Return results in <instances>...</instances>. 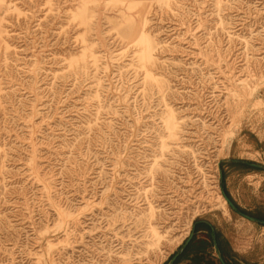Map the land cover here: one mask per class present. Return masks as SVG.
Wrapping results in <instances>:
<instances>
[{
	"label": "rangeland",
	"instance_id": "374dc122",
	"mask_svg": "<svg viewBox=\"0 0 264 264\" xmlns=\"http://www.w3.org/2000/svg\"><path fill=\"white\" fill-rule=\"evenodd\" d=\"M0 39V264H167L202 218L264 264V0H0Z\"/></svg>",
	"mask_w": 264,
	"mask_h": 264
},
{
	"label": "crops",
	"instance_id": "0c3cea01",
	"mask_svg": "<svg viewBox=\"0 0 264 264\" xmlns=\"http://www.w3.org/2000/svg\"><path fill=\"white\" fill-rule=\"evenodd\" d=\"M191 235V240H187L167 264H231L223 243L232 246L234 252H239L230 242L229 236L208 219L197 220Z\"/></svg>",
	"mask_w": 264,
	"mask_h": 264
},
{
	"label": "bare ground",
	"instance_id": "6f19581e",
	"mask_svg": "<svg viewBox=\"0 0 264 264\" xmlns=\"http://www.w3.org/2000/svg\"><path fill=\"white\" fill-rule=\"evenodd\" d=\"M162 1V0H161ZM128 22V27H133L136 24V20H134L131 16L125 18ZM141 31L136 39L135 44L140 45V59L146 60L148 62H153L154 59V50L156 49L157 45L147 32V23L143 21L141 24ZM127 29V28H126ZM130 29V28H129ZM126 32V31H125ZM129 32V31H128ZM130 33V32H129ZM128 33V35H129ZM131 34V33H130ZM1 40V39H0ZM2 41V40H1ZM150 80L154 79L150 73L147 72L146 74ZM263 82V81H262ZM1 84V83H0ZM261 91V90H260ZM243 109V108H242ZM241 110V109H240ZM243 111V110H242ZM242 113V112H241ZM241 115V114H240ZM238 117V116H237ZM176 125L175 119L169 118L166 122V126L169 130H172ZM231 133V132H230Z\"/></svg>",
	"mask_w": 264,
	"mask_h": 264
},
{
	"label": "water",
	"instance_id": "95a60500",
	"mask_svg": "<svg viewBox=\"0 0 264 264\" xmlns=\"http://www.w3.org/2000/svg\"><path fill=\"white\" fill-rule=\"evenodd\" d=\"M224 196H225L226 200L228 201L229 205L231 206V208H232L233 210H237L235 204L231 201V199H230L226 194H224ZM242 215H243L245 218H247V219H249V220H251V221H255V219L252 218V217H250V216H247V215H245V214H242ZM260 222L264 224L263 221H260ZM191 238H192V235H191L190 238L188 239V242L191 240Z\"/></svg>",
	"mask_w": 264,
	"mask_h": 264
}]
</instances>
